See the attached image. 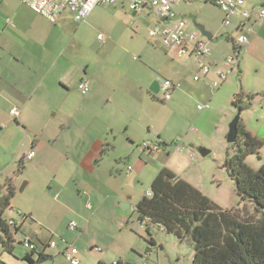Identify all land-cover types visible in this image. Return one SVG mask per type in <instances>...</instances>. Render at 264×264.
Returning <instances> with one entry per match:
<instances>
[{"label": "crops", "instance_id": "crops-1", "mask_svg": "<svg viewBox=\"0 0 264 264\" xmlns=\"http://www.w3.org/2000/svg\"><path fill=\"white\" fill-rule=\"evenodd\" d=\"M262 6L264 0H249L246 7L253 11L252 18L232 17L227 26V15L211 0H190L174 6L178 18L186 21V30L199 32L200 39L206 40L211 47V70L207 75H201L194 56L190 55L191 59L180 57L176 48L166 49L160 37L150 36L149 31L158 19L149 6L135 12L130 10L127 1L120 0L116 4L97 6L82 23H76L69 11L56 23H51L19 0H0V129L13 125L28 135L25 146L29 145V148L21 162V172L31 166L48 168L54 176L68 170L69 183L74 184L77 192L73 189L71 198L61 189L57 202L63 197L59 204L76 211V219L71 221L78 222L79 241L84 244L83 238L87 240L91 264L134 261L130 250L134 251L135 246L125 248L116 236L105 235V228L96 226L95 222L106 210L115 218L116 233L125 228L133 229L128 226V217L120 206L127 201L130 208L136 210L142 198L133 204V198L123 194L118 185L123 178L118 165L124 159L132 163V167L129 165L131 170L128 167L126 171H133V178L140 181L150 173L151 184L166 168L158 163L157 169L150 171L149 166L160 159V150L167 146V138L162 131L156 132L158 141L148 138L145 127L151 126L152 122L145 111H139L146 101L166 102L158 97L162 92L158 78L181 85L173 90L169 100L175 106L202 93V86L196 82H214L221 79L219 73L226 77L216 89L222 93L228 86L230 89L226 88V92L230 93L232 103L236 95L245 92L256 95V101L262 104L264 19L257 17ZM70 22L78 26L71 29ZM197 24L212 34L211 41L203 36ZM100 34L106 37L100 40ZM240 34L248 38L249 44L238 43ZM234 53L238 63L226 71L221 65ZM176 57L190 62H184L194 72L189 81L181 78L177 68L172 71L171 78H164L165 69L169 71V59ZM182 70H186L184 65ZM196 75H201L199 81L194 80ZM82 80L90 84L87 95L78 90ZM152 87H157L160 92L156 94ZM14 107L20 109L17 119L11 114ZM5 116L11 119L5 122ZM248 119L241 123L264 142V136L254 132L250 117ZM31 151H35L36 156L28 160L26 157ZM8 180L16 192L21 182L18 175L13 172L6 177L5 183ZM29 185L30 182L26 187ZM23 214L27 215L25 211ZM18 215L17 211L10 214L14 218ZM28 216L21 231L25 223L32 220V216ZM91 232L92 235H104V238L97 241L91 238ZM53 241L56 242L54 234L47 242L39 237L33 242L39 251L51 256L41 264L55 261L57 254L50 251L57 248L58 243L51 247ZM68 245L66 243L62 255ZM98 245L103 246L99 248ZM95 250L99 254H93ZM109 251L115 252L114 255L110 256ZM21 255L14 257L3 253L1 261L25 264ZM147 259L144 258V264Z\"/></svg>", "mask_w": 264, "mask_h": 264}, {"label": "rangeland", "instance_id": "rangeland-1", "mask_svg": "<svg viewBox=\"0 0 264 264\" xmlns=\"http://www.w3.org/2000/svg\"><path fill=\"white\" fill-rule=\"evenodd\" d=\"M70 23L71 29L78 26L73 22ZM100 35V40L106 37L105 34ZM178 57L175 60L169 59V71L165 69L164 78H171L172 71L177 68L181 72V78L184 77L189 81L194 74L189 65L187 66L190 63L187 61V59H191L189 58L190 54L180 56L187 59ZM184 62L187 63L186 66ZM183 65L185 71L182 70ZM220 81L221 79L214 82L212 80L196 82L202 86V93L179 103L178 106L169 100L166 102L154 100V102L146 101L144 106L139 108L141 113L146 112L145 114L152 122L151 126L145 127V134L148 138L156 140L157 131H162L163 136L167 138L165 141L167 146L160 150V159L149 167L150 171H154L160 163L161 166L166 167L178 178L190 183L223 209L246 207L249 212L253 213L252 205L249 202H242L238 197L235 182L225 167L228 157L234 153L233 146L227 141V136L230 123L237 113V107L233 105L230 93L226 92L228 86L222 93L214 88V83ZM158 97L159 99L163 98V92L159 93ZM254 101L250 108L242 111L241 120H249L250 117L251 128L256 134L264 136V110L259 100L255 99ZM199 105L205 106V109L200 111ZM10 119L11 117H4L5 122ZM7 126L3 130L0 129V187L4 186L6 177L15 172L21 182L20 186L16 188L15 197L12 200L13 211H25L27 215L32 216V220H28L21 233L18 234L19 240L26 236L33 242L38 237L47 242L54 234L58 247L51 249L50 252L57 256L53 263L46 264H71L62 255L66 243L76 245L79 251L77 255L79 264H91L86 238H83L84 244H82V241H79L80 236L78 239L79 232L71 231L69 228L71 220L76 219V211L74 208H66L59 204L64 199L63 197L57 202V196L61 189H64V194L68 193L72 198V191L75 187L73 183H69L68 170L64 169L58 173V176H54L45 167L38 169L31 166L21 172L20 165L29 148V145L25 146L28 135L20 128H15L13 125L11 128H7ZM199 148L206 149L209 153L203 156L200 154ZM136 150L137 148L134 151ZM129 153L133 154L132 151ZM125 161L126 159L118 165L123 177L121 184L118 185L122 187L123 194H128L127 196L133 198V204H135L147 196L151 185L150 173L149 176L142 177L138 181L133 178L135 175L133 171L131 173L126 171L129 165L132 167V163ZM247 162L254 169L261 168L264 164V149L260 155L250 156ZM29 182L30 185L25 186L24 191L21 192L22 185ZM75 191L77 192L76 189ZM120 207L122 213L128 217V226H133L132 231L125 228L123 232L119 231L118 233L117 231L116 233L115 218L111 217L106 210L97 217L95 224L100 228L104 227L105 235L109 238L116 236V239L123 243L125 248L130 245L135 246L134 251L130 250L134 264H144V258H148L146 264H192L194 250L190 244L181 245L172 236L156 230L154 233L158 245H152L148 241L150 236L147 233V227L140 222V216L134 207L128 209H124L122 205ZM80 212L83 213L82 210ZM92 233L91 238L94 237L97 241L104 238V235H102L103 237L94 235L96 231L93 235ZM102 246L98 245L99 248ZM17 247L19 249L17 254L20 256L25 248L18 242ZM3 251V247L0 245V253ZM148 252H151V255H148ZM95 253H98L97 250L93 252V254ZM109 253L112 256L115 252L109 251Z\"/></svg>", "mask_w": 264, "mask_h": 264}, {"label": "trees", "instance_id": "trees-1", "mask_svg": "<svg viewBox=\"0 0 264 264\" xmlns=\"http://www.w3.org/2000/svg\"><path fill=\"white\" fill-rule=\"evenodd\" d=\"M256 95L241 92L233 105L243 111L253 104ZM234 153L225 163L228 174L235 182V189L247 208L223 209L202 194L190 183L178 178L164 168L153 180L150 195L137 204L140 222L147 227L149 243L158 245L154 231L172 236L179 244H190L194 250L192 264H264V164L254 169L248 162L252 155H260L264 142L239 124V136L231 144ZM15 188L11 180L0 187V245L3 252L18 256L17 242L25 248L21 259L25 264H41L51 256L39 251L31 239L18 238L22 223L28 215L11 217ZM18 213V212H17ZM161 247V246H160ZM98 264H134L119 260L115 263L100 261Z\"/></svg>", "mask_w": 264, "mask_h": 264}, {"label": "built area", "instance_id": "built-area-1", "mask_svg": "<svg viewBox=\"0 0 264 264\" xmlns=\"http://www.w3.org/2000/svg\"><path fill=\"white\" fill-rule=\"evenodd\" d=\"M22 3L28 5L34 12L41 15L51 23H56L60 17L69 11L73 15V20L76 23L84 22L94 9L99 5L116 4L120 0H19ZM129 4V8L132 11H139L145 6H149L158 22L150 29L149 34L151 37H160L162 45L166 49H177L179 54L185 56L190 54L197 59L198 66L200 68L201 75H207L211 70V47L206 40H202L199 37V32H188L186 30V21L179 19L174 6L184 1L190 0H125ZM214 5L220 8L226 15L225 25L227 26L231 22V18H240L247 20L252 18L253 11L246 7L249 0H211ZM257 17L264 19V6L259 8L257 11ZM101 38V35L99 36ZM240 45L245 46L249 44L248 38L240 34L237 38ZM238 58L237 54L230 55L223 63L222 67L228 71L231 66L237 65ZM201 75L194 77L195 81L201 79ZM221 79H225L224 73H219ZM220 83L215 82V88H219ZM179 83H174L171 80H165L162 83V92L164 101H168L172 97V92L176 88H180ZM78 90L83 94L87 95L90 91V84L87 80H82L78 84ZM262 108L264 110V97L262 99ZM198 109L203 111L205 106L199 105ZM11 114L14 118H18L20 109L14 107L11 110ZM195 130V129H193ZM180 140V139H179ZM146 146V145H145ZM157 149L156 147L154 148ZM36 156L35 151H31L27 154V159L32 160ZM131 170V167H129ZM150 195V190L147 192V196ZM91 208V205L88 204ZM18 214L22 215L21 210L17 211ZM71 231L78 229V224L72 221L69 226ZM29 241V239H27ZM51 247H56V242L51 243ZM100 250V249H99ZM79 251L75 244L68 245L63 252L64 257L71 264H79L77 255Z\"/></svg>", "mask_w": 264, "mask_h": 264}, {"label": "water", "instance_id": "water-1", "mask_svg": "<svg viewBox=\"0 0 264 264\" xmlns=\"http://www.w3.org/2000/svg\"><path fill=\"white\" fill-rule=\"evenodd\" d=\"M196 26L198 28H200L203 36H205L209 41H211L213 39L212 34L207 32L205 30L204 26L199 25V24H197ZM157 81H161V83H163L165 80H163V79L161 80V79L158 78ZM152 90H154L156 94H158L160 92V89H158L157 87H155V88L152 87ZM242 111L243 110L241 108L237 107V113H236L235 117L233 118V120L230 123L229 133H228V136H227V141H228L229 144H235L237 142V140H238L239 124L241 122ZM199 152L203 156H206L209 153V151H207L206 149H203V148H199ZM26 184L27 183H24L22 185L21 190H20L21 192L24 191ZM122 207L124 209H128V208H130V204L127 201H124L122 203Z\"/></svg>", "mask_w": 264, "mask_h": 264}]
</instances>
